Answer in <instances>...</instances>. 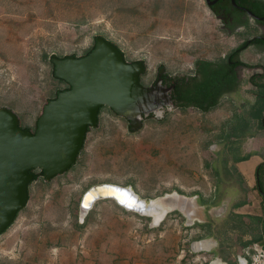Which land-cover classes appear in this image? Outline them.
Wrapping results in <instances>:
<instances>
[{
  "label": "rangeland",
  "instance_id": "rangeland-1",
  "mask_svg": "<svg viewBox=\"0 0 264 264\" xmlns=\"http://www.w3.org/2000/svg\"><path fill=\"white\" fill-rule=\"evenodd\" d=\"M258 32L252 22L224 29L204 0H0V107L34 131L44 105L67 86L51 75L48 58L81 57L96 37L116 44L127 62L143 61L141 83L149 86L160 66L192 75L195 63H220ZM238 60L246 67L237 69L236 92L208 112L172 106L130 132L125 119L101 109L76 163L28 186L26 207L0 236V264H209L211 252L192 243L212 239L234 264L243 249L264 247L255 176L233 166L252 152L264 158L251 83L264 84V52L249 47ZM101 183L131 186L144 199L176 192L200 207L192 220L175 209L155 225L99 200L82 217V195ZM214 200L217 207L202 206Z\"/></svg>",
  "mask_w": 264,
  "mask_h": 264
},
{
  "label": "water",
  "instance_id": "water-1",
  "mask_svg": "<svg viewBox=\"0 0 264 264\" xmlns=\"http://www.w3.org/2000/svg\"><path fill=\"white\" fill-rule=\"evenodd\" d=\"M204 1L212 8L219 0ZM230 2L237 7L235 0ZM245 12L261 19L249 10ZM50 62L54 77L69 89L44 105L34 131L23 129L13 111L0 107V236L26 207L28 186L33 181L31 171H42L45 181L66 173L76 163L88 130L98 126L101 109H110L128 122L130 132H137L144 120L151 115L159 119L165 109L173 106L170 88L162 85V76L167 72L163 66L154 83L144 86L140 81L146 72L144 62H127L123 52L102 37L95 39L94 48L86 56H52ZM171 195L144 199L131 186L101 183L84 192L79 207L85 216L95 202L113 200L125 211L152 220L153 214H161L171 205L164 219L179 207L180 200ZM197 243H192L193 251L201 250L194 248Z\"/></svg>",
  "mask_w": 264,
  "mask_h": 264
},
{
  "label": "trees",
  "instance_id": "trees-1",
  "mask_svg": "<svg viewBox=\"0 0 264 264\" xmlns=\"http://www.w3.org/2000/svg\"><path fill=\"white\" fill-rule=\"evenodd\" d=\"M235 5L237 7L240 6L246 7L245 9L249 10L250 12H252L257 16H264L263 0H235ZM235 8L236 7L231 5L230 0H219L210 10H212L214 14H231ZM95 39L91 48L88 49L81 57L86 56L92 51V49L94 48ZM111 43L114 44L113 42ZM252 43L257 45L262 44L261 40H259L258 38L253 39ZM114 45L119 49V47L116 44ZM245 47L246 44L238 46L235 50H233L228 54L227 58L229 60H236L235 65L246 67L245 64H243L238 60V55ZM52 56L53 55H51L48 58L49 62ZM66 57H76V56L68 55L60 58H66ZM231 68L232 67L229 66L227 59H225L220 63H215L211 61H199L195 63L194 73L192 75H186V76L179 74L171 75L170 80L173 81V85L175 86L173 92L170 95L173 106L175 108L182 110L195 108L202 112H208L216 108L219 104V100L224 96V94L229 93L231 90L236 89L238 86L237 76L230 73ZM53 73H54L53 65L51 64V75L54 77ZM140 81H141V77H140ZM251 83L255 87H257L259 91V93L256 95L257 102H256V107L253 110V114L255 118L258 119L260 126L264 129V84H259V83L255 84L254 82ZM67 89H69V86L63 89L56 90L55 95L52 99H54L60 91H65ZM37 119L35 121V127H36ZM21 127L23 129L30 130L28 127H23V126ZM246 159L247 158H245L244 160ZM32 172L33 171H31V173ZM39 177H43V175H42V171L38 170V172L33 173L32 182L36 181ZM255 189L260 195L261 201L264 206V161L258 164L255 168ZM263 232H264V225H263Z\"/></svg>",
  "mask_w": 264,
  "mask_h": 264
},
{
  "label": "flooded vegetation",
  "instance_id": "flooded-vegetation-1",
  "mask_svg": "<svg viewBox=\"0 0 264 264\" xmlns=\"http://www.w3.org/2000/svg\"><path fill=\"white\" fill-rule=\"evenodd\" d=\"M245 8L246 7H242V6L236 7L231 14H215V16L222 23V27L224 29H227L228 31L233 30L234 32H236L237 29H239V28H243V29L247 28L249 26L250 22L254 23V25L259 29L258 34L252 35L251 37H248L247 39L243 40L242 43L239 46H241L243 44H246V47L242 51H244L245 49H247L249 47H254L257 50H259L261 52H264V16H257V15L254 14L255 16H257L258 18H261V19L259 20V19L251 18L248 14H246L245 10H247V9H245ZM242 9H244V10H242ZM255 38H258L259 40H261L262 44L261 45H257V44L252 43V40L255 39ZM227 57H228V55H227ZM227 57H226L227 62L229 64V66L232 67L230 69L231 70L230 73L234 74L235 76H237V81H238V71H237V69H238V67H244V66L235 65L236 60H229ZM159 68L160 67H158V69ZM157 73H158V71H157ZM170 77H171V75L168 74V72H166V74L162 76V85L165 88H170L169 96L171 95V93L173 92L174 87H175L173 85V81L170 80ZM156 78H157V74L155 76V79ZM155 79H154V81H155ZM154 81L151 84H153ZM235 92H236L235 89H233L229 93H225L224 96L232 95ZM170 99H171V97H170ZM33 173H36L35 170H33L32 174Z\"/></svg>",
  "mask_w": 264,
  "mask_h": 264
},
{
  "label": "crops",
  "instance_id": "crops-1",
  "mask_svg": "<svg viewBox=\"0 0 264 264\" xmlns=\"http://www.w3.org/2000/svg\"><path fill=\"white\" fill-rule=\"evenodd\" d=\"M261 155L262 154L260 152H252V153H250V154H248L246 156H243L242 159L239 162L233 163V166L236 168L238 174H240L243 178L250 177V174L252 176L254 174V176H255V168H256V166L264 161V158ZM245 158H247V159L244 160ZM218 202L219 201H215L211 205L203 204L202 206H206L207 208L217 207L218 206ZM197 209H198V207H197ZM205 243H207V247H208L209 250H206V251L205 250H200L198 252H200V253H209V252H211V254L213 255V259L214 260L218 259L223 264H227L226 261L223 260V257L221 255H219L217 249L215 250V248H214L215 242H214L213 239H212V241L209 240V241H206ZM201 244L203 245L204 243H200L199 246L196 247V248H199V247L201 248ZM248 248L249 247H247L246 249H243V252H252V250H248ZM242 255H244V253ZM234 264H237L236 258L234 259Z\"/></svg>",
  "mask_w": 264,
  "mask_h": 264
},
{
  "label": "bare ground",
  "instance_id": "bare-ground-1",
  "mask_svg": "<svg viewBox=\"0 0 264 264\" xmlns=\"http://www.w3.org/2000/svg\"><path fill=\"white\" fill-rule=\"evenodd\" d=\"M171 194H172L171 196H173V198H177L178 200H180L179 203H178L179 207H177V210L180 209L181 211H183L185 213V215L187 217H189L190 220H192L193 219V216L191 215V212L196 211V209L198 207L195 204V202L193 201L194 197H192V198H186L184 196H181V195L177 194L176 192H173ZM168 198H170V197H168ZM170 206L171 205L167 206L166 209L164 207V211L161 214H153L152 220H153V222H154L155 225H157L158 223H160L162 221L163 216H164V213L166 212V210L169 209ZM82 217H83V215H82ZM200 243L201 242L195 244L194 247H198ZM212 264H223V263L220 262L217 259Z\"/></svg>",
  "mask_w": 264,
  "mask_h": 264
},
{
  "label": "built area",
  "instance_id": "built-area-1",
  "mask_svg": "<svg viewBox=\"0 0 264 264\" xmlns=\"http://www.w3.org/2000/svg\"><path fill=\"white\" fill-rule=\"evenodd\" d=\"M201 250H208L207 243L201 244ZM215 260L210 261L209 264ZM236 261L237 264H264V247H254L252 252H244V255L239 254L236 256Z\"/></svg>",
  "mask_w": 264,
  "mask_h": 264
}]
</instances>
